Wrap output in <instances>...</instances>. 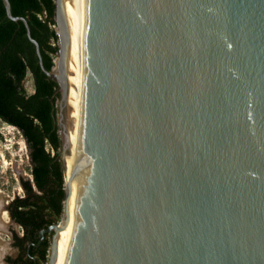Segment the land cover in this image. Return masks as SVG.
<instances>
[{"label":"water","instance_id":"obj_1","mask_svg":"<svg viewBox=\"0 0 264 264\" xmlns=\"http://www.w3.org/2000/svg\"><path fill=\"white\" fill-rule=\"evenodd\" d=\"M3 3L58 86L64 213L69 54L82 77L66 264H264V0H55L52 70Z\"/></svg>","mask_w":264,"mask_h":264},{"label":"trees","instance_id":"obj_2","mask_svg":"<svg viewBox=\"0 0 264 264\" xmlns=\"http://www.w3.org/2000/svg\"><path fill=\"white\" fill-rule=\"evenodd\" d=\"M12 13L24 16L32 35L41 47L44 65L52 70L58 35L55 0H10ZM32 74L34 92L28 93L24 82ZM57 83L41 69L35 46L27 37L22 21L7 17L0 0V118L23 134L30 154V178H21L22 196H15L8 210L12 220L21 225L23 236L14 232V244L20 249L11 264H43L48 261L50 241H41L40 232L61 219L66 199V175L60 156L62 146L58 126ZM48 145L54 150L52 153Z\"/></svg>","mask_w":264,"mask_h":264},{"label":"rangeland","instance_id":"obj_3","mask_svg":"<svg viewBox=\"0 0 264 264\" xmlns=\"http://www.w3.org/2000/svg\"><path fill=\"white\" fill-rule=\"evenodd\" d=\"M52 27L55 28L56 26ZM53 43L55 46L59 47L58 40L53 41ZM57 57L58 53L54 54V60H56ZM24 85L28 93L34 92V82L31 73H28ZM59 100L60 94L58 95L57 103ZM47 147L52 153L54 152L50 145ZM29 152L27 142L22 132L17 127L5 123L0 118V249L6 258L7 256L14 258L19 254L18 247L14 242H8L9 240H13L11 235H13L14 232L22 236V227L12 220L7 210L9 203L15 196H22L24 194V190L20 183L21 178L32 179V165ZM63 217L64 212L61 219L55 223L61 222ZM47 238L51 245L53 232L47 233ZM48 257L50 258V250ZM43 264H47V262Z\"/></svg>","mask_w":264,"mask_h":264},{"label":"bare ground","instance_id":"obj_4","mask_svg":"<svg viewBox=\"0 0 264 264\" xmlns=\"http://www.w3.org/2000/svg\"><path fill=\"white\" fill-rule=\"evenodd\" d=\"M57 61V59L55 60ZM66 81L68 86L67 101V129L70 143V152L67 155L68 163L72 170L71 195L67 202L64 213V223H61V229L57 233V250L54 264H66L70 243L72 240L75 221L76 206L80 190L82 175V120H83V98L84 87L81 74L74 64L73 60L68 57V66ZM1 157L3 158L2 154ZM68 219H65L67 218Z\"/></svg>","mask_w":264,"mask_h":264},{"label":"crops","instance_id":"obj_5","mask_svg":"<svg viewBox=\"0 0 264 264\" xmlns=\"http://www.w3.org/2000/svg\"><path fill=\"white\" fill-rule=\"evenodd\" d=\"M11 237H13V235H11ZM13 242V240H9V242L8 243H10V242ZM0 255H3L4 256V253L1 251V249H0ZM4 258L7 260V258L4 256ZM1 264H3L2 262H0Z\"/></svg>","mask_w":264,"mask_h":264},{"label":"built area","instance_id":"obj_6","mask_svg":"<svg viewBox=\"0 0 264 264\" xmlns=\"http://www.w3.org/2000/svg\"><path fill=\"white\" fill-rule=\"evenodd\" d=\"M51 26H56V25H51ZM55 28H56V27H55ZM52 44L55 45L53 42H52ZM54 62H55V60H54ZM23 234H24V230H23V228H22V236H23Z\"/></svg>","mask_w":264,"mask_h":264},{"label":"flooded vegetation","instance_id":"obj_7","mask_svg":"<svg viewBox=\"0 0 264 264\" xmlns=\"http://www.w3.org/2000/svg\"><path fill=\"white\" fill-rule=\"evenodd\" d=\"M13 242H14V237H13ZM18 252H20V249L18 248ZM7 258H8V256H7ZM11 258H13V257H11ZM14 258H16V257H14Z\"/></svg>","mask_w":264,"mask_h":264}]
</instances>
